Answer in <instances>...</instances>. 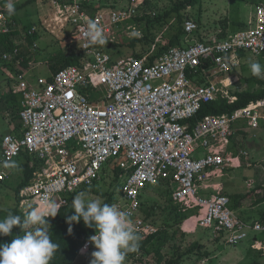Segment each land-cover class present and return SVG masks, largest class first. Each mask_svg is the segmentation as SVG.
<instances>
[{
    "label": "built area",
    "instance_id": "obj_1",
    "mask_svg": "<svg viewBox=\"0 0 264 264\" xmlns=\"http://www.w3.org/2000/svg\"><path fill=\"white\" fill-rule=\"evenodd\" d=\"M44 2L49 6L46 16L27 33L0 10V34L20 32L3 59L16 63L22 52L30 53L27 70L21 65L11 84L20 101L21 127L4 135L0 143V183L20 172L27 155L40 162L19 192L24 213L45 195L67 205L71 193L92 187L116 160L124 173L112 204L132 212L142 237L162 229L144 216L143 192L172 179L173 200L187 213L181 224L184 232L206 229L232 246L249 238L264 243L262 220L240 216L232 198L221 190L210 196L204 193L211 178L243 166L249 150L235 153L228 147L241 125L264 127V98L195 121L206 103L238 100L221 75L232 72L248 55L264 57V3L256 6L246 26L226 35L222 30L202 32L196 20L187 18L180 45L155 56L115 59L106 47L115 38L116 26L138 16L137 7L94 10L85 0ZM90 21L102 28L104 45L90 43ZM67 35L78 47L76 62L34 85L29 74L42 62L36 59L39 40L57 41ZM194 73L203 74V83L190 79ZM199 149L205 151L200 157ZM254 183L249 181V187ZM91 245L89 238L79 253ZM208 262L203 256L192 264Z\"/></svg>",
    "mask_w": 264,
    "mask_h": 264
},
{
    "label": "rangeland",
    "instance_id": "obj_2",
    "mask_svg": "<svg viewBox=\"0 0 264 264\" xmlns=\"http://www.w3.org/2000/svg\"><path fill=\"white\" fill-rule=\"evenodd\" d=\"M26 0H11L15 6L22 5ZM9 0H0L1 8H6ZM91 7L95 9L103 8H132L137 7V17L132 21L120 24L115 27V38L107 45L106 49L115 59L128 55L151 56L161 53L164 46L168 45L170 39L177 33L187 18H192L198 22L202 32L210 33L215 30H222L225 33L236 31L240 28V23L246 25L248 20L255 12L256 6L264 0H200L192 3L191 0H90ZM49 10V6L44 0H36L29 5L16 11L14 18L8 16L11 23L16 27L24 28L22 31L27 33L29 27L36 25L40 20L44 19ZM179 13L182 14L183 23H180ZM185 20V21H184ZM135 24L137 30L142 33L140 38H131L129 32ZM198 33V31H196ZM194 33L193 36H197ZM28 42H33L28 39ZM40 55L36 59L42 62L31 71L34 80L40 77L52 75V64L57 59L70 58L75 56L78 47L72 43L70 36L62 39L54 40L45 37L39 40ZM23 53V52H22ZM29 51H24L20 62L10 63L1 57L0 54V103L4 102L8 108L5 110L0 107V143L2 137L13 130H17L20 124L18 110L11 106L12 101L6 97L7 90L11 87L12 78L16 71L20 70L23 58L27 59ZM32 54V53H31ZM48 61V62H47ZM251 62H259L264 66V57L248 55L244 66L240 68L241 81L236 84V91L256 90L258 85H250L246 83L245 78L254 76L250 70ZM27 70V66H24ZM29 70V69H28ZM249 133L240 134L241 143L250 150V161L264 158V128L254 131L248 128ZM198 155V154H197ZM199 157L202 155H198ZM117 161L113 160L102 171L101 179L96 183L92 191H83L87 199H101L105 202L106 193L114 190L118 192V185L114 182L115 167ZM18 173L14 175L8 183L0 185V207L16 206L15 188L21 180ZM254 176V168L244 166L233 170L229 175L230 194L246 192V178ZM80 193V192H79ZM143 214L151 213V219L161 230H165V239H157L154 245H150L148 249L143 250L136 256H126L124 264H158L159 256L163 255L164 260L171 257H177L178 253L183 254V258L179 264H192L201 257H207L208 264H264V243L254 242L247 239L239 243L236 247L227 244L221 238L215 236L211 231L206 229H198L196 232L186 233L181 228V221L178 212L172 201L170 184L161 181L155 185L148 187L142 194ZM250 203V200H249ZM233 204V200H232ZM252 206V203H251ZM248 213L242 212L243 216L251 218H264V204L260 207L249 208ZM17 235L22 234L20 227L16 228ZM97 232V231H96ZM95 232V233H96ZM93 233V234H95ZM164 243V244H163ZM194 243H199L203 251L208 254L203 255L189 253L188 250ZM92 244L85 253H79L75 260V264H90L92 253L95 251Z\"/></svg>",
    "mask_w": 264,
    "mask_h": 264
},
{
    "label": "clouds",
    "instance_id": "obj_3",
    "mask_svg": "<svg viewBox=\"0 0 264 264\" xmlns=\"http://www.w3.org/2000/svg\"><path fill=\"white\" fill-rule=\"evenodd\" d=\"M9 15L15 14L14 4L9 0L6 4ZM131 38H140L142 33L130 26ZM90 43L104 45L106 38L102 28L94 21L87 27ZM252 75L264 78V66L259 62H251ZM62 205L47 195L41 203L32 207L23 217L9 213L0 218V236H11L14 227L22 229L21 235H15L10 243H0V264H50L60 245L53 242L49 234V217L58 215ZM74 214L66 216L69 233L72 225L81 220L88 228L97 233L90 237L95 247L90 264H124L129 252L138 247L140 235L132 220V212L122 210L117 204H108L101 199H87L84 192L74 196L72 200Z\"/></svg>",
    "mask_w": 264,
    "mask_h": 264
},
{
    "label": "trees",
    "instance_id": "obj_4",
    "mask_svg": "<svg viewBox=\"0 0 264 264\" xmlns=\"http://www.w3.org/2000/svg\"><path fill=\"white\" fill-rule=\"evenodd\" d=\"M34 1H36V0H26L22 5L15 6V14H16L17 10H19L22 7L29 5L30 3L34 2ZM199 1L200 0H191L192 3H197ZM3 10L7 13V15L9 17L14 18L15 14L9 15L6 8H4ZM179 17H180V23L182 24L183 18H182L181 13H179ZM183 25H184V23H183ZM246 25H243V23H240V28H243ZM184 32H185V27L184 26H183V28L180 27L178 29L177 33L170 39L169 44L162 48L161 52L167 50L170 47L180 45L182 42V37L184 35ZM19 34H20V32L17 29L13 30L10 34H0V54H1V57H2L4 52H6L12 48V46L14 44V38L19 36ZM226 34L227 33H225L224 31H223V33H221V35H226ZM23 55H24V52L22 53L21 57H23ZM137 56H139V55H137ZM75 62H76V58L74 55L71 56L70 58H64V59L58 58L57 61L54 64H52V70L54 73H56L59 70H61L63 67H65L69 64H73ZM22 65H24V66L28 65V58L27 59L23 58ZM49 78H52V77H49ZM245 81H246V83H248L250 85H258V89H256V90H245L242 92H238L237 93L238 94V100L235 101L234 103H229L226 100L220 99L217 101H212L210 103L204 104L200 113L195 118V121L204 117L207 114H218V113H222V112H226V111H233L235 109H238L240 107L245 106L250 101L264 98V78H258L256 76H251V77L245 78ZM6 97L8 100L12 101V103H11L12 107H14L17 110L20 109L19 98H18V96L14 95L12 93L11 87L7 90ZM0 107L3 110L8 108L4 102L0 103ZM20 127H21V124H19L18 129H20ZM39 163L40 162L38 160L34 161V160H32V158H30V156H28V155L26 156L25 161L20 166V172H19L23 175H20L21 180L14 190L15 197L17 200L16 206L8 207V208L0 207V218L6 217L9 213H12L14 215H20L21 217H23L26 214L20 208V205H19V192L23 186H25L26 184L29 183L30 179L32 178V176L35 173V170L38 168ZM114 170H115V174H116L114 176V182L117 184H120V181H121V178H122L124 171L117 164H116V167ZM10 180L11 179L6 180L4 182H1L0 185H2L4 183H8ZM96 183L92 187L85 189L84 192L85 191L91 192L92 189H94V186L96 185ZM257 185H258L257 190H256L257 198L255 200V204L256 203L259 204V203L264 202V176H261V179H259V182ZM78 193L79 192L71 193L69 196L68 204L63 206L60 209L57 216L48 219L49 225H50L49 234L52 237L53 242L58 243L60 245L59 250L56 252V254H55L53 260L50 262V264H75V260H76L77 256L79 255L80 249L85 244V242L93 235V233H95L97 231L94 228L86 227L84 222L81 220L78 224L74 223L71 226L72 232L69 233V224L67 223L66 216H70V215L74 214V210H72V200H73L74 196L77 195ZM251 193H248V196H250ZM104 196L107 197V199L105 200L104 203H108L110 205L113 203V200L116 199L114 190H112L110 193H106V195H104ZM143 208H144V205H143ZM178 216H179L180 221H182L183 218L185 217V214L178 213ZM146 217L150 218L151 213H147ZM262 221L264 222V218ZM16 228L17 227H14L13 234L11 236H0V243H5V242L10 243L11 240L13 239V237L15 235H17ZM165 232H166L165 230H160L159 233L154 234V235H150V236L145 237V238L140 235V240L138 242L137 249L135 251L129 252L127 254V256H136L138 253L142 252L143 250L148 249L150 245H154L157 239L158 240L159 239L164 240L165 239V237H164ZM188 252L192 253V254H196L197 256L199 254H203V255L208 254L207 251L202 250V247L200 246L199 243H194L190 247ZM182 258H183V254L178 253L177 257H171L169 259H166V261L163 263L164 256L160 255L159 260H158V264H179L181 262ZM253 264H260V263L256 262Z\"/></svg>",
    "mask_w": 264,
    "mask_h": 264
},
{
    "label": "crops",
    "instance_id": "obj_5",
    "mask_svg": "<svg viewBox=\"0 0 264 264\" xmlns=\"http://www.w3.org/2000/svg\"><path fill=\"white\" fill-rule=\"evenodd\" d=\"M85 1L86 2H89L90 5H91L90 0H85ZM40 22H41V20H40ZM40 22H38L36 25H38ZM245 60H246V58H244L243 61L240 63V65L237 68H235L232 72L221 75V77L223 78V80L225 81V83H227L229 85V91H230V93L232 95L237 96V97H238V94L237 93L238 92H242V91H236L235 88H236V84L241 81L240 68H242V66H244ZM200 70H202V69H200ZM51 76L52 75H48V76H43V77H40V78H44V77L45 78H49ZM189 76H190V79L193 82H195V84L198 85L199 83H203L202 82L203 81L202 78L204 76H203L202 73H198V74L197 73H194V74L189 75ZM29 77H30V81L34 85H37L38 84V80L40 78L38 80H34L33 74H31V72L29 74ZM12 83H13V81H12ZM243 91H245V90H243ZM218 100H220V99H218ZM223 100H226V99H223ZM226 101H228V100H226ZM233 111H226V112H222V113H228V112H233ZM218 114H221V113H218ZM243 128H246L249 131L248 127H243ZM243 128H242V125H241L240 129H238L233 134L232 140H231V144L228 147V150L233 151L235 153H238L240 149H245L246 148V149L249 150V148L247 146L243 145L240 142L241 139H240V136L239 135L242 134V133L245 134V135H247V133H249L248 131H245ZM261 128L254 129V131L260 130ZM249 134H251V133H249ZM251 135H253L254 137H257L258 136L255 133H253ZM204 152L205 151H203L202 149H199L198 155H203ZM250 157H251V153H250V150H249V156L246 159H244V162H243V166L242 167H244V166H247V167L251 166V168H254V176L253 177H250V178H246V180H245V184L247 186V191L246 192H239V193L230 194V192H229L230 184H229V182H227V179L229 178V175H231L233 173V170L239 169V168H230V169H226V170L222 171V173H220V176L215 177V178H211L209 180V185L210 186L208 188H205L204 189V193L206 195H209L210 196V195L216 194L219 190H221L223 193H225L226 195H228V196H230L232 198V200H233V204H232L233 205V208L236 210V212L238 214H240V216H242L246 220L255 221V220H262V219H260V218H254L253 216L251 218H248L246 216H243L242 215V212L243 213L244 212H246V213L249 212L250 213L249 208H255V207H258V206L260 207V205L264 204V202L259 203V204H257V203L255 204V200L257 198V196H256V190H257V187H258L257 184L259 182V179H261V176H264L263 175L264 174V158L263 159H261V158L260 159H256L253 162H251L250 161ZM242 167H240V168H242ZM253 180L255 182L254 183V186L253 187H249V185H248L249 181H253ZM164 182H167V183L170 184V191H171V197H172V189H173V186L175 185V183H173V180L172 179L164 180ZM248 193H251V195L248 196ZM249 200H250V203H249ZM172 201H173V203L175 205V208H176L177 212L178 213L185 214V217L181 221V224H182V222L187 218V213L182 212L180 210L179 206L174 202L173 197H172ZM251 203H252V206H251ZM249 213L246 214V215L250 216ZM144 216L146 217V215H144ZM147 219H151V218H147ZM217 237H219V236H217ZM219 238H221V237H219ZM251 243H254V241L251 240ZM259 243H261V242H259ZM234 247H236V246H234Z\"/></svg>",
    "mask_w": 264,
    "mask_h": 264
}]
</instances>
